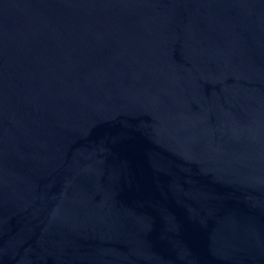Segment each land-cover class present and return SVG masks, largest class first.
Masks as SVG:
<instances>
[{
    "label": "water",
    "instance_id": "95a60500",
    "mask_svg": "<svg viewBox=\"0 0 264 264\" xmlns=\"http://www.w3.org/2000/svg\"><path fill=\"white\" fill-rule=\"evenodd\" d=\"M0 264H264V0H0Z\"/></svg>",
    "mask_w": 264,
    "mask_h": 264
}]
</instances>
